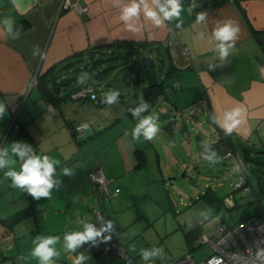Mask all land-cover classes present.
Returning <instances> with one entry per match:
<instances>
[{
	"label": "crops",
	"instance_id": "0c3cea01",
	"mask_svg": "<svg viewBox=\"0 0 264 264\" xmlns=\"http://www.w3.org/2000/svg\"><path fill=\"white\" fill-rule=\"evenodd\" d=\"M77 1L87 6L86 16L61 11V0H0V104L5 109L0 117V142L27 145L34 155H48L59 161L54 165L53 175L58 183L47 198L49 206L45 211L64 212L62 222L50 232L57 238L50 247L58 253L57 260L65 262L75 256L66 248V234L82 233L86 224L94 226L96 211L106 215L111 236L121 245L123 241L129 242L133 225L138 224L140 230L149 226L147 211L154 212L163 206L156 185L163 184L165 177L157 143L145 137L143 130L135 134L143 120L134 122L124 116L130 100L100 97L101 102L108 104L98 108L88 100L69 99L47 115L46 104L40 100L35 87L29 91L36 72L78 60L73 68L80 70L91 63L85 53L94 50L97 51L95 58L110 55L118 59L123 53L133 62L136 52L129 53L120 45L157 44L168 53L174 71L165 82L169 87L163 95L166 105L151 114L171 110L177 117V111L179 115L180 110L193 107L194 112L204 114L212 128L209 142L196 135L208 144L215 143L220 133L248 142L264 129V76L260 73L264 44L257 41L264 35V0H240L236 4L232 0H196L205 5L199 13L204 14V19L199 22V14L187 3L181 5L179 15L165 19L159 7L166 6V0H159V4L145 0L157 12L159 25L145 15L143 4L138 17L121 19L123 8L133 0ZM227 22L237 31L233 40L224 42L232 46L221 57L218 51L221 41L215 39L214 31ZM252 31L259 34L254 36ZM105 66L101 64L99 68ZM89 75L86 80L81 75L83 83L78 79L77 84L85 86L91 79ZM144 86L142 82L140 88ZM174 86L177 87L174 89ZM170 88L175 98L168 95ZM199 119L195 118L194 122H200ZM233 121L238 123L229 131L228 125ZM37 123L41 127L38 134L28 130L29 124ZM80 124L87 127L82 137L75 140L69 126ZM199 155L215 159L210 152ZM15 156L21 167L22 161ZM149 156L158 161V170L154 172L148 170ZM65 168L71 175L64 173ZM96 171L107 180L108 195L100 194L90 182L88 175ZM22 198L28 205L17 212L29 207L36 210L33 205L38 199L25 189ZM141 234L138 232L136 237ZM94 247V251L96 248L103 251L101 245Z\"/></svg>",
	"mask_w": 264,
	"mask_h": 264
},
{
	"label": "rangeland",
	"instance_id": "374dc122",
	"mask_svg": "<svg viewBox=\"0 0 264 264\" xmlns=\"http://www.w3.org/2000/svg\"><path fill=\"white\" fill-rule=\"evenodd\" d=\"M163 60L167 64L166 58L163 57ZM106 66L109 70L105 77L100 80L92 77L95 90L102 98L120 95L132 101L130 94L133 92L135 76L140 75L143 84H147L142 66L132 62L127 54H119L118 59L109 61ZM82 67L67 73V76L83 75L86 80L87 75L81 71ZM79 83H83V80L80 79ZM174 94L173 90L168 92L171 98L176 97ZM164 100V96H160L150 114L164 107ZM31 105L30 109L33 110ZM193 110V107L184 108L179 115L177 111L176 123L173 125H167V121H151L157 129L151 141L157 143L159 162L165 177L163 184L156 185L163 206L154 212L149 209V226L147 224L144 230H140L138 224L133 225L129 242L123 241L126 254L133 264H165L187 253L192 254L196 261H201L209 256V248L206 245L199 246L197 239H193L191 244L187 243L184 239L186 232L200 225V234L213 238L221 227L232 226L241 217L253 216L257 202L264 207V129L248 142L234 138L235 157L208 159L199 155L203 154L198 152L195 136L199 134L204 141H210L212 128L203 113L198 114ZM197 117L201 123L194 122ZM28 130L38 134L40 123L29 124ZM11 146L9 141L0 142V152L8 149V155L2 158L16 161L15 164L8 163L0 168V221L28 205L22 198L23 189L13 186L11 178L5 176L10 169L20 171ZM243 150H247V158ZM149 161L148 170H158L157 159L149 156ZM237 163L249 180L248 191L245 188L235 190L233 174ZM229 196L233 198L231 206L220 202L212 204L209 200L217 198L221 201ZM33 206L39 212L34 210L33 215L16 224L12 231L5 233L4 227L0 225V264H41L39 258L32 255L33 250L41 240L54 237L50 232L65 216L62 215L63 211H45L49 204L44 197L39 198ZM70 209L69 216L72 217ZM138 232L142 234L136 237ZM115 234L118 236L119 232L115 230ZM95 250L101 251V248ZM145 252L150 253L147 259L144 258ZM81 255L86 258L80 264H102L88 248L79 250L74 257L77 259ZM58 257H50L51 264H64L65 261L57 260ZM101 261L103 264H118L107 253Z\"/></svg>",
	"mask_w": 264,
	"mask_h": 264
},
{
	"label": "trees",
	"instance_id": "16d2710c",
	"mask_svg": "<svg viewBox=\"0 0 264 264\" xmlns=\"http://www.w3.org/2000/svg\"><path fill=\"white\" fill-rule=\"evenodd\" d=\"M240 0H232L235 4L239 2ZM180 5H183V3H187V5L190 7V9L195 13L199 14L204 8L205 5L201 4L200 2H197L196 0H179ZM238 10L241 14V17L244 19L245 22L246 16L242 9L238 6ZM248 24V22H247ZM252 34L254 36H257L259 33L252 31ZM129 53L136 52L135 55V60L133 61L137 65H141V57L145 55L146 57V68L147 71H144V74L146 76L147 80V85L144 87H141V84L143 80L140 78V75L135 76V80L133 81V96H132V101L131 103L128 104L125 108L124 116L129 118L130 120L137 122L140 120H144L145 118L148 117L150 114L151 110L155 107L156 102L160 96L164 95V92L166 89L169 87L165 85V82L169 79V77L172 75L173 70V65L171 64L168 53H166V50L163 47L152 45L150 43L144 42V43H137V44H130V43H123V45ZM106 50H110L109 47H106ZM97 51H90L89 53H85L86 56H89V60H91V63L86 64L85 67L82 68L81 71H85L87 75H89V82L85 86H92L93 88V96L95 100L91 99L89 96L86 98H78L74 99V95L78 93L79 90H81L85 86L78 85V79L83 78L81 77H76V76H67V73H70L71 71L78 70V68H73L74 65L79 61L72 62L70 63H60L59 65H55L51 67L50 69L37 74L36 78V85L34 86L35 89L37 90L40 100L46 104V106H51L55 109H58L59 106L66 102L67 100H88L92 103L95 104L96 107L98 108H103L105 107L108 102H101V96L98 94V90H95V85L90 82L92 80V77H94L96 80L102 79V77H105L107 74V66L104 67V69L99 70L98 68L101 66V64H106L109 61H114L117 58L111 57L110 55L105 56V57H96ZM107 53V52H106ZM105 53V55H106ZM84 55V54H83ZM85 56V57H86ZM163 57L166 58L167 64L163 60ZM84 61V59H83ZM157 62L159 65H157ZM163 71V73H162ZM63 90H66L67 92L63 93ZM110 96H106L107 99ZM113 97H122L120 95L116 96L113 95ZM106 99V100H107ZM147 105V107H144ZM143 108L142 111L139 112L138 115H135L134 113L136 112L137 109ZM181 112V110H180ZM71 130V135L72 138L76 139L75 133H74V127L69 126ZM196 141H197V147L198 151L201 153H213V157L215 159H225V156L228 153H231L233 157L236 156V150L234 146V141L229 135H225L223 133H220L219 139L215 143H205L203 140L200 138V136H196ZM245 153V157H248V152L247 150H243ZM246 175V174H245ZM249 180L246 175V187L249 185ZM245 187V188H246ZM209 192V190H208ZM206 197V195H205ZM209 197V196H208ZM212 204L216 202L224 203V199L221 201H218L217 198H209ZM262 213H264V207L257 202L255 205V213L253 217L257 218L259 217ZM34 214V210L29 207L25 210H22L20 212H17L5 219H2L0 221V225H2L5 229L6 232H9L12 230V228L20 223L22 220L26 219L27 217L31 216ZM239 221V220H238ZM95 227V226H94ZM96 228V227H95ZM200 225H198L197 228L189 230L184 234V239L187 243L191 244L193 239H197L200 235L199 232ZM102 241L100 237L95 238V240H89L86 242H82L79 244L75 250H69V254H74L83 249V248H88L95 256L97 260L101 262V260L104 257V253L106 255L107 252L104 250L101 252L94 251V246L101 245ZM102 247V246H101ZM103 249V247H102ZM108 256L111 257L112 260H114L113 256L110 253H107ZM115 262V260H114ZM102 263V262H101ZM121 264V263H118Z\"/></svg>",
	"mask_w": 264,
	"mask_h": 264
},
{
	"label": "built area",
	"instance_id": "2783aa9c",
	"mask_svg": "<svg viewBox=\"0 0 264 264\" xmlns=\"http://www.w3.org/2000/svg\"><path fill=\"white\" fill-rule=\"evenodd\" d=\"M60 10L73 11L82 17L88 13L87 6L82 5L77 0H61ZM260 73L264 76V64L260 66ZM37 74L38 72L35 73L31 80L29 89L36 85ZM176 87L174 86V88ZM88 96L95 100L92 86L83 87L73 98H86ZM45 111L49 115L54 112V108L46 106ZM86 127V124L74 127L75 136L81 138ZM232 157L233 155L228 153L225 159ZM88 177L100 194L108 195V182L100 171L90 173ZM233 177L235 178V190L246 187V175L239 163L234 167ZM245 189L248 191L247 187ZM223 202L227 206H231L233 205V198L231 196L225 197ZM107 224L108 219L103 212H94V226L96 229H100ZM105 237L108 239H104ZM100 238L103 250L110 253L116 263L133 264L131 258L126 254L125 247L113 239L109 229L105 230ZM197 241L199 246L206 245L209 248L210 254L207 258L196 261L192 254L187 253L165 264H264V213L257 218L253 216L241 217L236 224L218 229L213 238L200 234ZM74 261H76V257L71 256L69 261L63 263L74 264Z\"/></svg>",
	"mask_w": 264,
	"mask_h": 264
},
{
	"label": "clouds",
	"instance_id": "9594fccd",
	"mask_svg": "<svg viewBox=\"0 0 264 264\" xmlns=\"http://www.w3.org/2000/svg\"><path fill=\"white\" fill-rule=\"evenodd\" d=\"M155 3L159 4V0H154ZM144 5L145 15L152 19L157 25L161 23L158 18L157 12L148 7L145 0H140V3H137L136 0L125 6L122 10L121 19L128 21L133 17H138L140 13V5ZM160 13L163 14L165 19H169L173 16L179 15L180 5L179 0H166V6L159 7ZM204 19V14H199L197 17V21H202ZM237 29L231 26L230 22L225 23L223 26H219L214 31L215 39L221 41L218 45V51L221 57L227 55L229 48L232 46L231 44H225L224 42L230 41L234 39L235 32ZM39 73V72H38ZM114 99V97H110V100ZM144 107H147L145 105ZM143 108L137 109L134 113L138 115ZM5 109L3 104H0V117L4 115ZM152 118H145L135 129V134H139L141 130L145 137L151 138L153 134L156 132V127L151 122ZM238 121H233L231 125H228V130L231 131V128L234 127ZM11 152L19 157L22 161L20 171H16L15 169H10L5 173L6 177H10L13 183V186L19 187L21 189H25L30 195L34 198L39 199L41 197L50 198L51 190L54 185L58 182L53 179V175L55 173L54 165L58 164L59 161L51 158L48 155H34L33 149L27 145H22L19 143H14L11 146ZM8 155V149H4L0 152V168H3L6 164L12 163L15 164V160H5L2 157ZM64 173L67 175H71V172L65 168ZM111 228V224L108 223L105 226H102L100 229H96L92 224H86L84 232H76L71 234H66V248L68 250H75V248L81 244L82 242H86L89 240H95V238L102 236V233ZM104 239H108L105 237ZM57 238L49 237L41 240L38 246L33 250L32 255L34 257H38L41 261V264H51L50 257L54 255H58L57 252L49 245L55 244ZM155 254V253H151ZM150 253L145 252L144 258L147 259ZM86 257L83 255L78 256L74 264H80L82 260Z\"/></svg>",
	"mask_w": 264,
	"mask_h": 264
},
{
	"label": "water",
	"instance_id": "95a60500",
	"mask_svg": "<svg viewBox=\"0 0 264 264\" xmlns=\"http://www.w3.org/2000/svg\"><path fill=\"white\" fill-rule=\"evenodd\" d=\"M257 41H258V43L264 44V35L259 36L257 38ZM141 66H142V69H144V71H147L145 55H143L141 57ZM31 89H29V91ZM151 118H152L151 121H155V122H165V121H167V125H173V124L176 123V116L173 115L171 110H168V111H165V112L155 113V114H153V116Z\"/></svg>",
	"mask_w": 264,
	"mask_h": 264
}]
</instances>
